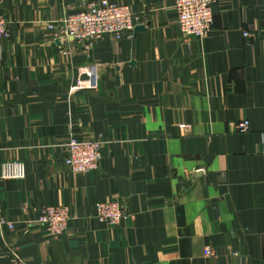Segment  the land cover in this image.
I'll use <instances>...</instances> for the list:
<instances>
[{"label": "crops", "instance_id": "1", "mask_svg": "<svg viewBox=\"0 0 264 264\" xmlns=\"http://www.w3.org/2000/svg\"><path fill=\"white\" fill-rule=\"evenodd\" d=\"M95 1L0 0V167L27 168L0 180L16 226L0 232V264H264V0H218L203 39L182 35L173 0H112L144 17L131 38L46 30ZM91 64L99 88L72 92ZM71 138L103 142L99 170H68ZM113 202L132 218L100 222ZM60 205L72 219L54 237L38 220Z\"/></svg>", "mask_w": 264, "mask_h": 264}, {"label": "built area", "instance_id": "2", "mask_svg": "<svg viewBox=\"0 0 264 264\" xmlns=\"http://www.w3.org/2000/svg\"><path fill=\"white\" fill-rule=\"evenodd\" d=\"M218 0H173L180 32L188 38L203 39L213 30L215 23L214 7ZM144 23V17L135 13L131 7L112 0H98L82 4V9L61 19L50 22L46 30L56 40L78 43H93L106 36L117 40L131 38L134 30ZM249 37L248 33L244 34ZM11 28L9 21L0 15V39L9 40ZM86 79H79L72 92L97 90L99 88V68L91 64L80 69ZM251 123L242 120L236 123L235 131L244 135L249 133ZM103 142L100 140H79L71 138L64 144V164L77 175H85L99 170L103 160ZM27 177L26 165L20 161L3 163L0 167V180L23 181ZM96 218L109 226L121 225L131 219L121 203H100L96 206ZM72 219L68 206H47L41 210L38 225L54 237L65 235ZM15 223L9 221L0 209V232L15 231ZM207 256L213 255L211 247ZM16 264H26L17 258Z\"/></svg>", "mask_w": 264, "mask_h": 264}, {"label": "water", "instance_id": "3", "mask_svg": "<svg viewBox=\"0 0 264 264\" xmlns=\"http://www.w3.org/2000/svg\"><path fill=\"white\" fill-rule=\"evenodd\" d=\"M144 30H146V26H142V25H140V26H138L135 30H134V33H135V35L137 34V33H139V32H142V31H144ZM57 42H61V40H58Z\"/></svg>", "mask_w": 264, "mask_h": 264}]
</instances>
